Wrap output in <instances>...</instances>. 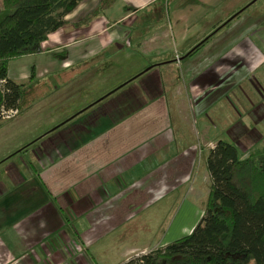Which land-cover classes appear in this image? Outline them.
Returning a JSON list of instances; mask_svg holds the SVG:
<instances>
[{
	"label": "crops",
	"instance_id": "1",
	"mask_svg": "<svg viewBox=\"0 0 264 264\" xmlns=\"http://www.w3.org/2000/svg\"><path fill=\"white\" fill-rule=\"evenodd\" d=\"M85 1L39 52L14 60L21 62L11 72L14 61L7 65L14 82L33 74L34 84L26 109L0 130V264H97L96 243L138 210L156 204L157 212L169 201L179 210L191 197V212H203L194 201L207 194L197 189L209 180L204 160L214 141L205 123L191 124L183 84L190 74L179 68L171 81L163 55L175 37L191 46L185 17L167 29L147 21L139 32L127 19L156 0H127L79 23L78 12L99 2ZM140 51L158 53L142 63ZM173 53L179 67L184 57ZM77 247L84 252L74 257ZM146 248L127 247L117 264Z\"/></svg>",
	"mask_w": 264,
	"mask_h": 264
},
{
	"label": "rangeland",
	"instance_id": "2",
	"mask_svg": "<svg viewBox=\"0 0 264 264\" xmlns=\"http://www.w3.org/2000/svg\"><path fill=\"white\" fill-rule=\"evenodd\" d=\"M95 1L98 0H86L83 4L89 7ZM125 4H128L127 0H115L111 9ZM83 9L77 18L86 15ZM178 16L186 19L184 31L191 46H178L175 37L169 41L174 46L163 55L168 57L170 54L168 78H172L171 81L179 80V68L186 75L190 74L189 79L183 78V84L185 97L191 104L192 126L198 129L205 123L210 128L211 141L221 139L233 144L240 156L250 150H264V0H156L133 12L127 21L134 26L140 24L134 30L144 32L140 27L147 21H155L167 29L166 24L177 20ZM188 19L190 24H186ZM189 50L191 55H188ZM173 52L184 57L179 67L180 59L174 57ZM157 53L147 51L136 55L143 63ZM15 62L10 72L13 64L21 61ZM105 72L107 69H99L101 76ZM83 80L80 78L78 84ZM2 122L0 119V124ZM10 122L2 123L0 130ZM208 187L209 180L197 189V193H205ZM203 197V202L200 199L194 201L199 209L204 207L206 194ZM191 199H187L190 205L183 202L179 210V205L171 201L157 212L154 211L156 204L147 210H138L139 214L126 221L115 234L96 243L93 253L96 263L117 264L127 247H149L144 251L147 252L156 248H150L156 243H168L190 232L200 218L191 212ZM104 248L105 253H101ZM139 254L142 253L129 257Z\"/></svg>",
	"mask_w": 264,
	"mask_h": 264
},
{
	"label": "trees",
	"instance_id": "3",
	"mask_svg": "<svg viewBox=\"0 0 264 264\" xmlns=\"http://www.w3.org/2000/svg\"><path fill=\"white\" fill-rule=\"evenodd\" d=\"M82 0H0V108L26 109L33 74L22 82L7 77L9 61L40 51L47 34L66 23ZM98 4L85 22L113 4ZM204 165L209 187L202 215L191 231L119 264H264V150L238 149L216 140Z\"/></svg>",
	"mask_w": 264,
	"mask_h": 264
},
{
	"label": "built area",
	"instance_id": "4",
	"mask_svg": "<svg viewBox=\"0 0 264 264\" xmlns=\"http://www.w3.org/2000/svg\"><path fill=\"white\" fill-rule=\"evenodd\" d=\"M16 113H17V109L15 108H8V109L0 108V119L11 118L14 115H16ZM83 252H84V248L77 247L75 254L73 253L71 254L74 255V257H76V256H82Z\"/></svg>",
	"mask_w": 264,
	"mask_h": 264
}]
</instances>
